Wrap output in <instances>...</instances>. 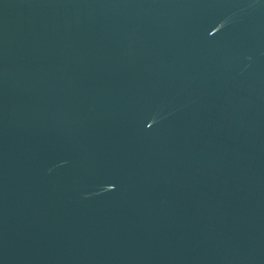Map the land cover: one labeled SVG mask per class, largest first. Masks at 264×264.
Masks as SVG:
<instances>
[{"label":"water","instance_id":"1","mask_svg":"<svg viewBox=\"0 0 264 264\" xmlns=\"http://www.w3.org/2000/svg\"><path fill=\"white\" fill-rule=\"evenodd\" d=\"M0 264H264V0H0Z\"/></svg>","mask_w":264,"mask_h":264}]
</instances>
